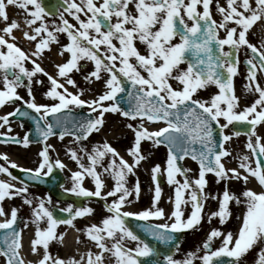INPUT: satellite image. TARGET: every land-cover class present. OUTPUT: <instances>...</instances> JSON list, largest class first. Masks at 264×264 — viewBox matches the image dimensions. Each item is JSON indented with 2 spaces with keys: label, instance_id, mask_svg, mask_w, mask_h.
Returning a JSON list of instances; mask_svg holds the SVG:
<instances>
[{
  "label": "snow or ice",
  "instance_id": "6c2138e0",
  "mask_svg": "<svg viewBox=\"0 0 264 264\" xmlns=\"http://www.w3.org/2000/svg\"><path fill=\"white\" fill-rule=\"evenodd\" d=\"M9 6L19 10L23 26L10 19ZM214 8L219 19L214 18L213 0H0V21L5 25L0 28V107L15 106L0 116V128L5 129L0 142L25 147L33 142L31 131L23 137L12 134L9 117H21L33 121L35 142L42 144L34 168L10 162L12 169L25 174L23 178L0 165V174L10 177L0 179V216L5 217L0 221V256L5 264H25L22 230L16 226L19 208L12 207L9 214L2 206L17 197L31 210L35 264H244L250 253L254 264H264V30L257 42L250 39L254 23L264 21V0H215ZM16 30L31 50L22 46ZM53 44L65 57L55 65V75L41 66L45 50ZM241 54L246 65L243 89L253 96L243 107L234 85ZM74 73L88 85L102 81L103 91L82 98L85 89ZM41 75L48 81L44 96L50 104L37 103L34 96V86L44 84ZM213 87L216 91H209ZM84 107L90 110L86 115L74 114L73 109ZM106 114L136 122L125 124L133 134L126 149L130 161L106 139L90 140L103 129ZM153 124L162 126L151 128ZM237 124L245 129H237ZM242 131L246 151L236 156L238 166L229 168L224 160L232 152L226 144ZM52 136L61 141L71 137L65 155L77 167L69 170V187L57 179V170L67 165L53 157L55 148L48 143ZM144 142H151L153 149L163 146L166 159L150 167V205L129 211L125 208L140 199L136 174L148 160ZM0 158L8 161L6 155ZM186 158L198 165L195 176L182 164ZM209 174L222 185L221 191H207ZM130 177H136L134 183ZM160 177L173 190L167 213L160 206ZM86 179L92 189L84 187ZM253 179L259 191L247 187ZM232 181L244 187L232 190ZM34 182H51L71 196L98 198L106 214L76 228L74 221L94 215L95 209L76 202L60 207L59 199L53 204L50 194L33 196L29 186ZM209 201L216 202V209L206 213ZM232 204L243 210L229 230L222 226L233 218ZM205 216L209 225L217 219L220 227H211L195 250L175 258L180 248L175 234L198 229ZM128 218L143 223L133 228ZM59 225L80 232L83 238L77 237L76 243L84 244L85 250L68 258L53 255L50 244L63 242ZM160 245L167 247L162 251Z\"/></svg>",
  "mask_w": 264,
  "mask_h": 264
},
{
  "label": "rangeland",
  "instance_id": "374dc122",
  "mask_svg": "<svg viewBox=\"0 0 264 264\" xmlns=\"http://www.w3.org/2000/svg\"><path fill=\"white\" fill-rule=\"evenodd\" d=\"M8 11H10L11 14L16 15V17L20 18L23 21V17L20 15L19 10L14 8V7H9ZM1 23V21H0ZM23 23V22H21ZM19 31V30H17ZM55 53L54 51H51ZM43 57L47 59V62L52 65L53 63H58L59 60L56 59L53 61V55L50 52H44ZM58 58V57H57ZM59 64V63H58ZM88 69H91V66L88 67ZM73 78L77 80L78 84L80 87L85 89L84 96L82 98L84 99H91L94 95L100 93L103 91V84L102 81H94L93 84L91 85H84L83 78L80 76L79 73H74ZM69 87V91H72L75 93L77 89L72 88L71 86ZM128 123L127 120L123 119L120 117L118 114H106V123L99 133H93V135L90 137V140L93 143L100 142L102 140H107L109 143L112 144L113 147H115L121 154L124 155L125 158L129 159L126 152V149L131 145V142L133 140V134L131 133L130 130H128L125 127V124ZM136 123V122H132ZM160 124L155 125L152 128H157L160 127ZM119 129V134H115L114 132ZM110 133H114V136L118 137H113L110 136ZM115 140V141H112ZM48 143L52 144L55 148V151L52 152V155L54 158H59L62 160L63 163L67 165V168L63 170L65 173L66 177H70V172L69 170H76V164L71 161L66 155H65V147L68 145L66 141H61L58 138H53L48 141ZM87 143V142H86ZM142 147L145 149V154L148 156V160L145 162H142L141 167L137 170V176L139 177L140 183H141V193H140V199L139 201L134 202L131 206L126 207V210L129 211H138L142 210L144 208H147L150 205V200L152 196V192L150 189L153 187L152 181H151V173H150V167L154 163H161L163 165L164 160L166 159V152L164 151L163 148L159 147L158 149H153L151 146V142H144ZM8 154H12V156H7L8 161H4L2 158H0V165L4 166H10V162H15L17 165H24L27 167H35L36 163L39 159L38 157V152L41 150L39 147H32V146H9L7 147ZM240 152H232V157L226 158L225 159V164L229 168L237 167V159L236 156ZM3 155L0 153V157ZM186 167H190L193 169V172L190 173V176H195L197 172V168L192 165L190 162H185ZM0 179H5V180H10L9 177L5 174H0ZM136 177H130L129 182L134 183ZM209 180V188L207 191H212L213 193L221 191L222 190V185H217L215 183V178L212 176L207 177ZM161 180L163 184L161 185L162 187V198L160 201V206L165 209V212L167 213L171 205L168 203V197L172 195V188L167 184L166 179L164 177H161ZM86 184L84 185L86 188H91L92 189V183L89 179H86ZM243 183L239 181H232L230 183V187L232 190H238L242 189ZM249 187V184L247 185ZM17 202L15 201V198L13 199H6L3 202V208L6 213L10 214L11 208L16 204ZM232 211H233V218L228 222L227 225L222 226L226 227L229 230H232L236 227V220L235 216L240 215L242 212V207L237 206L235 204L231 205ZM216 209V202L215 201H209L206 203L205 206V212L210 213L212 210ZM2 219H5L4 216H2ZM28 222V228L23 231V237H24V243L26 245H30V241L33 238V230L32 227L29 226L30 220ZM211 227H220L218 224V220L214 219L212 224L209 225L207 222V217L205 216V219L201 222V227H199L196 230H188L187 234L183 237L179 251L176 253L175 258L177 259H182L184 254L188 251L195 250L197 246H199L203 239L206 236V233L210 230ZM216 244L219 242L216 241ZM250 254L248 255V257ZM248 259V258H247ZM247 259L244 261V264H251L250 260L247 261ZM1 264V263H0Z\"/></svg>",
  "mask_w": 264,
  "mask_h": 264
},
{
  "label": "flooded vegetation",
  "instance_id": "af4514ba",
  "mask_svg": "<svg viewBox=\"0 0 264 264\" xmlns=\"http://www.w3.org/2000/svg\"><path fill=\"white\" fill-rule=\"evenodd\" d=\"M213 8H214V6H213ZM215 15H216V13H215ZM216 16H217V15H216ZM226 47H227V46H226ZM244 59H245V56H244L243 54H241V55H240V60H241L240 71L244 69L243 64H242V61H243ZM244 71H245V70H244ZM20 92H21V95H24V96H25V99H27V95H26L25 90L21 89ZM34 94H35V93H34ZM261 131L264 132V128H261ZM50 252H51L53 255H58V256H60V257L62 256V253H61L60 251H57V250H56V247H53V249H50ZM55 253H57V254H55ZM36 258L38 259L37 256H36Z\"/></svg>",
  "mask_w": 264,
  "mask_h": 264
},
{
  "label": "water",
  "instance_id": "95a60500",
  "mask_svg": "<svg viewBox=\"0 0 264 264\" xmlns=\"http://www.w3.org/2000/svg\"><path fill=\"white\" fill-rule=\"evenodd\" d=\"M57 131H58V130H57ZM41 185H43V184L41 183ZM43 186L47 187L52 193H54V191L48 186V184H47V186H46V185H43ZM128 222H129L130 226L133 227V228H135L136 225L139 223V222H136V221H134V220H132V219H128ZM139 234L141 235V233H139ZM175 235H176V238H177V240H178V239H179V234L176 233ZM141 236H142V235H141ZM142 237H143V236H142ZM159 247H160V249L163 251V250H165V248H166L167 246L160 245Z\"/></svg>",
  "mask_w": 264,
  "mask_h": 264
},
{
  "label": "bare ground",
  "instance_id": "6f19581e",
  "mask_svg": "<svg viewBox=\"0 0 264 264\" xmlns=\"http://www.w3.org/2000/svg\"><path fill=\"white\" fill-rule=\"evenodd\" d=\"M112 141H115V140H112ZM67 236L68 235H66V234L63 236V242H62L63 244L65 243L64 242V238L66 239ZM75 236H76L75 235V231L74 232H71L70 235H69V239L73 240ZM68 243L70 244V246L72 247L73 250H76L77 251L79 249L80 251H82L80 248H78L76 246V243L75 242H68Z\"/></svg>",
  "mask_w": 264,
  "mask_h": 264
}]
</instances>
